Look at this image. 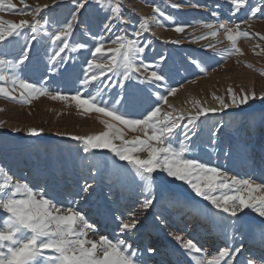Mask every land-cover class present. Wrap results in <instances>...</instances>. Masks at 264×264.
<instances>
[{
	"label": "snow or ice",
	"instance_id": "obj_1",
	"mask_svg": "<svg viewBox=\"0 0 264 264\" xmlns=\"http://www.w3.org/2000/svg\"><path fill=\"white\" fill-rule=\"evenodd\" d=\"M23 2L24 0H21V3ZM70 2L72 4V9H69L70 18L51 37L53 48H58L49 57L51 68L54 70H58L60 62L67 59L61 54L70 46L69 39L74 35V27L79 23V15L87 12L93 5L104 10L101 0H92L91 4L88 0H70ZM230 4L233 15L240 11L248 13L249 19L255 18L257 13L264 15V0H259L255 7L248 5L246 0H230ZM5 7L21 14L28 11L27 6L17 9L10 0H0V9ZM155 11L159 9H154ZM120 13V7H110L99 38L93 37L96 46L91 49V58L87 60L82 78L77 75L75 78L65 80L66 84L75 88V93L71 94L70 98L77 108L85 111L94 110L110 118L101 121L105 130L87 136L69 133H58V135L67 137L72 144L77 145L78 156L82 148L86 156L80 159L112 154L116 173L114 176H109L111 182L109 196L116 195L118 185L121 192L125 190L126 186L120 182L119 176L126 175L135 185L140 208L145 213L155 210L156 220L161 224L168 223L171 213L161 203L163 191L157 185V181L161 180L163 175L161 183L179 182L181 185H186L194 193V197H190L194 213L224 238V246L218 249V254L212 256L207 264H254L252 258L246 261L240 258L245 251L243 235L253 228V222L248 221L244 213L246 209L251 210L260 218L255 227L259 228L260 240L264 246V195L253 194L264 189V184L255 183L250 178L230 176L221 167L197 158H189V155L190 146L195 143L193 137L197 136L201 118L206 122L210 114L218 115L235 108L244 114L250 126L264 124V94L257 97L254 92L243 90L233 92L229 89L227 98L214 97L218 101V107H198L196 114H189L187 119L183 112L177 113L175 109L163 110L161 102L167 103V96L176 92V88L170 87L168 83L169 75L163 71L162 66L167 63V58L160 56L158 60L152 62L143 60V55L151 43L143 38L142 33L147 31L144 23L134 31L132 34L134 38H130L127 33L116 34L113 37L112 34L118 25L127 23L121 20ZM41 14L42 9L37 7L30 22L27 20H21L19 23L0 22V82H2L0 96L6 99L12 101L19 99L20 102L26 103L37 95L51 94L46 86L48 78L41 82V86H37L23 79L20 74L31 63L32 48L41 30ZM212 14L218 15L217 12ZM5 23L7 27L4 26ZM204 27L210 30L209 35L213 37L217 35V31L211 30L212 24H205ZM219 29H225L226 38L231 42V49L224 50L226 54L239 53L240 49L236 47V41L239 37H248L249 33L240 31L239 24L235 25V29L220 24ZM174 30L180 33L184 30V26L177 25ZM29 31L31 37L26 39L25 46L19 49L17 55L9 59L8 53L2 46L11 44L13 39L22 35L27 36ZM105 33L109 35L111 44L115 45L106 51ZM261 39L264 40V37ZM171 42L178 43V41ZM207 47L212 48L213 51V56L207 57V60H212L219 50L211 44ZM84 48L86 45L79 43L72 48V51ZM192 63L201 71L205 70L201 67L206 63L204 57L192 58ZM141 68L144 72H149L150 68L153 70L150 71L149 76L141 78L136 75ZM64 72L68 73L69 69L65 67ZM109 73L111 76L108 75ZM133 80L141 84H156L157 88H163L167 92V96L151 89L142 90L139 95L126 91L127 82ZM9 82L12 87L6 86ZM93 84L97 87L105 85L103 96L99 91L95 95H89L87 90ZM111 84L118 85L119 91L115 92L110 87ZM17 91L19 97L15 95ZM51 98L65 100L68 97L58 92ZM257 100L260 104L259 110L256 108ZM194 103L198 105V102ZM168 107L171 108V105ZM117 125L140 131L143 133V138L137 136L131 141L126 140L122 129ZM222 128V123L214 122V130L211 133L214 138L211 141L213 144L218 142L216 138ZM27 131L32 137L39 136L36 128H29ZM178 134L181 138L177 141ZM115 141L120 143L117 144ZM105 149L107 153L95 151ZM137 153H146V156L142 158L136 155ZM225 155H231V145H228ZM115 158L127 163H116ZM106 168L105 163L103 170ZM103 170L100 165H93L89 169L92 183L86 178L82 188L74 194L68 193L69 197L75 195L76 200H70L69 205L65 207L59 194L50 190L47 183L41 186L37 182L34 190L27 181L14 182L10 170L0 164V177L3 178V182H0V210H2L0 218H3V226L0 228V264H137V249L128 243L130 235L135 233L139 223L135 216L130 215L126 221L123 215L115 217L119 222V235L123 238L110 239L104 235H100L98 241L85 238L89 231H95V227L87 219V214L79 210V201L87 200L92 194L97 176L101 175ZM80 192L83 193V197H80ZM195 197L201 200L198 201ZM202 201H207L212 207L208 208L206 205L202 207ZM174 239L183 250L179 255H187L191 258L190 261H182L178 258L175 264H205V260L199 255L202 249L197 242L191 238L185 240L181 235H176ZM147 251L153 255L157 252L153 247H148ZM249 256L251 257V253ZM261 264H264V261Z\"/></svg>",
	"mask_w": 264,
	"mask_h": 264
},
{
	"label": "rangeland",
	"instance_id": "obj_2",
	"mask_svg": "<svg viewBox=\"0 0 264 264\" xmlns=\"http://www.w3.org/2000/svg\"><path fill=\"white\" fill-rule=\"evenodd\" d=\"M10 2L17 9L27 6L28 11L21 14L10 11L5 7L0 9V22L19 23L21 20L30 22L37 7L43 10L48 7H66L68 5L72 9L70 0H24L23 3H21V0H10ZM88 2L91 4L92 0H88ZM246 2L251 7H255L259 0H246ZM101 5L104 9L103 11L100 7L93 5L87 12H82L79 15V23L75 24L74 35L69 39L70 46L61 54L67 59L60 62L58 70L52 69L49 62V57L54 54L55 50H58V48H53L51 37L66 22L58 23L57 26H54L55 24L49 25L45 22L41 23V30L38 33L37 40L34 42L31 55H35L38 52L45 34L49 35L47 46L41 55L31 58V63L28 64L27 69L21 71L20 74L23 79L33 82L37 86H41V82L48 78L46 86L51 94L37 95L26 103L20 102L19 99L12 101L0 96V143L3 145V149L0 150V164L10 170L14 176V182L27 181L33 186L34 190H36L37 182L41 186L47 183L49 189L56 191L63 205L67 207L70 200H76L75 195L69 197L68 193L74 194L82 188L84 180L90 176L89 169L93 165H100L103 170L106 163L107 168L101 172V175L97 176L92 194L87 200L80 199L79 201V210L87 214V219L95 227V231H89L85 238L93 241H98L100 235L110 239L123 238L119 235V222L115 220V217L123 215L126 221L132 215L135 216L139 223L135 233L130 235L128 243L132 244L134 249H137V264H142V262L143 264H175L178 258L182 261L191 260L190 257L179 255L180 246L177 242L174 243L168 238V231H171L174 237L181 235L185 240L193 239L192 235L201 234L200 238L202 240L197 242L202 249L199 255L207 264L212 256L218 254V249L224 246V238L218 231L204 223L203 219L200 218V222L194 223L196 214L192 208V210L179 209L177 205L175 207L170 205L166 198L162 199L161 203L171 213L169 216L171 222L166 224L168 231L164 232V228L160 227L162 224L156 220L155 210L145 213L140 208L135 185L130 182L126 175L120 174L119 176L120 182L126 186L125 190L121 192L118 185L116 195L109 196L111 182L108 174L116 173L112 154L108 153L103 157L95 156L88 159H80V157L86 156L82 152V148L78 156L76 152L77 145L72 144L67 137L58 135V133H69L77 136L96 135L105 130L101 121L110 119L100 113H96L94 110L85 111L82 108H77L75 102L70 98L71 94L75 93V88L66 84L65 80L75 78L77 75L82 78L87 66V60L91 58V49L96 46L93 37L99 38L102 24L107 18V13L110 12V7L118 6L121 9V20L127 21V23L119 24L112 36L127 33L130 38H134L132 34L139 28L141 23H144L147 31L142 33L143 38L151 43L143 55V60L152 62L158 60L160 56L166 57L167 63L162 66L163 71L170 77L168 79L170 87L176 88V92L173 95L167 96V92L163 88H157L156 84H141L133 80L127 82L126 91L134 92L137 95L141 94L142 90L159 91L167 96V103L161 102L162 109L165 111L175 109L177 113H180L179 109L175 108L177 101L185 106L193 107L194 105L195 112H197L198 107H204L205 104L208 105L210 102H216V107H218V101L214 97L223 96L227 98L229 89L233 92H241V90L254 92L259 97L264 94V40L261 39V37H264V15L257 13L256 17L252 19H249L248 13L243 11L233 15L230 10V0H101ZM174 5H178V7H174ZM45 6L47 7L45 8ZM199 7L203 8V11L197 12ZM154 9H159V11L154 12ZM161 12L163 15H161ZM213 12H217L218 16H213ZM205 24L213 25L211 30L217 31L215 37L209 35L210 30L204 27ZM220 24H225L226 27L233 29H235L236 24H239L240 31L249 33L248 37H239L237 39L236 47L240 49L239 53L227 55L224 51L231 49V42L226 38L225 29H219ZM177 25H183L184 30L177 33L174 30ZM4 26L7 27V23ZM54 28L57 29L55 30ZM86 29L88 30L87 32ZM89 33H91L92 39L87 41L86 35ZM30 37L31 33L29 31L27 36L22 35L17 39H13L11 44L2 46L8 53V58L11 59L17 55L19 49L25 46L26 39ZM200 37H203V39H200ZM104 38L106 41L104 44L105 51L115 47V45L111 44L107 33H105ZM171 41H178V43H172ZM79 43H84L86 48L72 51V48ZM210 44L214 45L219 51L212 60H207V57L213 56L212 48L207 47ZM196 50L197 53L194 54ZM190 52L193 54L190 55ZM79 54L82 55L80 56ZM197 54L199 56L196 57ZM191 57H204L206 63L202 64L201 67L205 70L201 71L192 61L186 62ZM37 59H40L39 64ZM139 62L140 59L138 58L137 63L139 64ZM65 67L69 69L68 73L64 72ZM151 70L153 69L150 68L149 72H144L143 68H141V71L136 73V75L144 78L150 75ZM108 75L111 76L110 73ZM6 86L12 87L10 82ZM110 87L115 92L119 91V86L116 84H111ZM87 91L89 95H95L99 91L103 96L105 85L97 87L93 84ZM58 92L68 98L65 100L52 99L51 96L56 95ZM15 95L19 97V91ZM195 99H198L199 105L194 103ZM168 105H171V108ZM256 108L257 110L260 108L259 100L256 102ZM193 112L191 114L195 115L196 113ZM220 114L218 115L223 117L222 132H232L228 130L232 123H236L240 128H243L244 122H242V118L244 114L240 113L238 109L230 108ZM184 115L188 116L187 114ZM212 117L215 116L210 114L206 122H203V118H201L197 136L193 137L195 143L190 146L191 153L189 158L198 159L199 149H206L204 147L199 148L196 145V140L201 132L211 133L208 127ZM117 126L122 129L123 137L126 140L131 141L137 136L143 138V133L140 131H134L121 125ZM29 128H36L39 136H30L27 131ZM245 129L244 133L249 138L248 144L255 143L259 146V148H256L257 150L250 151L253 166L256 168L264 165V129ZM223 133L217 138L221 140L222 145H225L226 140L223 138ZM179 138L181 137L178 134L177 141ZM10 139H18L22 144L36 141L37 146L32 148L30 153L33 156L39 154L40 157L37 163L32 161L30 172L22 167H16V160H19L22 164L25 163V160L21 157V153L12 147ZM115 143L119 144L120 141H115ZM95 151L107 153L106 149ZM136 155L143 158L146 153H137ZM6 156H11L13 161L9 163ZM42 156H46L47 161H43ZM80 161L82 166L79 165ZM115 161L119 164L127 163L126 161H119L118 158H115ZM53 164L58 168H55L52 173H48V166ZM254 167L251 171L241 170L237 174L235 172L228 173H230V176L250 178L255 183L264 184V171L256 175L257 171ZM162 180L163 175L161 180L157 181V185L162 191L167 189L176 193L178 200L182 201L181 199L184 198V203L187 202L193 206L190 202V197H194V193L186 185H181L179 182L173 184L161 183ZM0 182H3L2 177H0ZM88 182L92 183L90 178ZM165 194L163 192V196L171 197V194ZM253 194L264 195V189ZM80 197H83L82 192H80ZM195 199L201 200L199 197H195ZM204 205L208 208L212 207L207 201H202L201 206L203 207ZM0 214H2V210H0ZM244 215L248 221L253 222V228L243 235L244 247L257 243L258 249L251 254V257L258 264H261L264 261V246H262L260 240L259 228L255 227L260 218L247 209ZM2 226L3 218H0V228ZM193 226L194 228H192ZM189 230H192V235ZM199 230H202L203 233H200ZM148 247L155 248L157 250L156 254L148 253Z\"/></svg>",
	"mask_w": 264,
	"mask_h": 264
},
{
	"label": "bare ground",
	"instance_id": "obj_3",
	"mask_svg": "<svg viewBox=\"0 0 264 264\" xmlns=\"http://www.w3.org/2000/svg\"><path fill=\"white\" fill-rule=\"evenodd\" d=\"M201 7L197 8L198 9L197 12L203 11V8H201ZM69 9H71V7H69L68 5L66 7H48L46 9H43L42 10V14H41V23L42 22H45V20H47V23L46 24H49V25L55 24L54 26H57L58 23L66 22L67 19L70 18L69 17ZM60 28L58 29V31L60 30ZM54 29L56 30L57 28H54ZM48 36L46 34L44 35V37L42 38V41H41V47L39 48L38 52L35 55H31V58L34 57V56L35 57H38L39 55H41V53L44 51V49L47 46ZM86 39H87V41H90L92 39V35L91 34H87L86 35ZM195 53H197V50L194 51V54ZM192 54L193 53H191L190 55H192ZM79 55L81 56L82 54H79ZM197 56H199V55L197 54L196 57ZM192 58L193 57L187 59L186 62L192 61ZM37 62L39 64L40 63V59H37ZM190 95H191V93H190ZM197 101H198V99H195V102H197ZM176 104H175V108L176 109H179V112H183L184 114H187L188 116L193 111L195 112L194 105H193V107L185 106L184 104H181V102L179 104L178 101H177ZM204 107H206V108H214V107H216V102H210L208 105L205 104ZM220 115H217V116L216 115H213L215 117H212L210 119L209 127L208 128H210L211 133L214 130V126H213L214 125V122H220V123H222L223 117H220ZM188 116H186V118ZM242 122H244L243 128H240V126L238 124H236V123H232L228 127V130L229 131H232V132H224V131H223L224 133L222 131L219 132V135H222V133H223V138H225V140H226V144L225 145H222L221 144V140H219L218 138H216L218 142L215 143V144H213L211 141L214 138L212 137L211 133L201 132L200 135H199V137H198V139L196 140V145L199 146V148L200 147H204L206 149H204V148H203L204 150H200L199 149L198 159L201 160V161H203V162H205V163H211V164L217 165V166L221 167L222 169H224V170H226L227 172H230V173H234L235 172L237 174V173H240L241 170L242 171L243 170H250L251 171L254 166H253V160L250 157V151L251 150H257L256 148L257 147L259 148V146H257L255 143H253V144L252 143L251 144L249 143L248 144L247 141H248L249 138L244 133V129L246 127L245 130H248L249 128L261 129L262 130V129H264V124H256L255 126H250L248 124V122L245 120V117L242 118ZM247 126H248V128H247ZM10 143H12V147L15 150H17V151H19L21 153V157L25 160V163L24 164L20 163L19 160H16L15 161L16 164H17L16 167L17 168L18 167H22L26 171L30 172L31 165H32V161H34L35 163H37L38 162V158L40 157L39 154L33 156L30 153L31 149L37 146L36 141H29V142H27L25 144H22L21 142H19L18 139H12V140L10 139ZM228 145H231V155L230 156H226L225 155V151L227 150ZM2 146L3 145H1V143H0V150L3 149ZM42 157H43V161H47L46 156H42ZM6 158H7V161L9 163L13 161V159H12L11 156H6ZM79 165L82 166V162L79 163ZM55 168L57 169L58 167L55 166L54 164L53 165H49L47 172L48 173H52V171H54ZM263 168H264V165H261V166L256 167L255 168L256 171H257L256 175L263 173V171H264ZM230 173H229V175H230ZM114 175H115V173H109L108 174V176H114ZM171 191H173V190H171ZM163 192L166 193L165 195H170L171 194L170 195L171 197H169V198L167 196H163V199L166 198V201H168L170 205H172L174 207L177 205L179 207V209H181V208H185V209H188V210H190L191 208L193 209V206L191 204H189L187 202L184 203V201H183L184 198L181 199L182 201L178 200V196H177L176 193L170 192L167 189H163ZM174 216H175V214H174ZM173 219H175V218H173ZM178 220H180V219H178ZM168 222H171V219L169 217H168ZM196 222H200V217L197 216V215H195V221H194V223H196ZM160 227H163L164 228V232L168 231V227L166 225L162 224ZM192 228H194V226ZM202 230H199V232L200 233L201 232L203 233ZM191 231L192 230H189L190 234H191ZM195 232H194V234H195ZM167 234H168V238L171 239V241H173L174 243H176V241L174 239V234L171 231H168ZM200 235L201 234L192 235L194 242H199V241L202 240V238H200ZM244 249H245V252L243 253V255H247V254L248 255L247 256L240 257V258L241 259H244L245 261L247 259H249V258H252L254 260L253 257H250L249 256V253L252 254L254 251H256L258 249L257 243H252V244L246 245L244 247ZM181 251H183V250L181 249ZM186 256L187 255H185L184 257H186ZM205 264H206V262H205ZM254 264H258V263L254 260Z\"/></svg>",
	"mask_w": 264,
	"mask_h": 264
}]
</instances>
